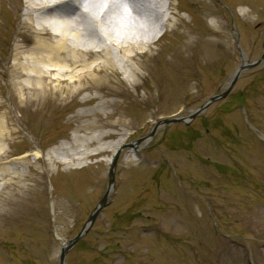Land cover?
Listing matches in <instances>:
<instances>
[{"label": "rangeland", "instance_id": "obj_1", "mask_svg": "<svg viewBox=\"0 0 264 264\" xmlns=\"http://www.w3.org/2000/svg\"><path fill=\"white\" fill-rule=\"evenodd\" d=\"M9 1L0 8V85L15 35L30 40L17 47L23 54L35 36ZM98 1L78 0L96 9ZM163 3L167 21L156 32L162 9L146 0L148 47L111 49L115 66L84 77L87 90L53 88L18 110L5 94L0 121L14 134L0 142V264H58L56 237L82 230L121 147L107 205L65 264H264V60L199 116L148 137L161 119L187 118L222 93L241 62L259 59L264 0ZM112 5L129 16V0ZM130 54L132 77L119 64ZM97 147L106 150L82 155Z\"/></svg>", "mask_w": 264, "mask_h": 264}, {"label": "bare ground", "instance_id": "obj_2", "mask_svg": "<svg viewBox=\"0 0 264 264\" xmlns=\"http://www.w3.org/2000/svg\"><path fill=\"white\" fill-rule=\"evenodd\" d=\"M77 1L71 0L76 11L68 15L61 8L69 0H15L13 9L16 15L21 18L22 25L31 28L35 36L31 40V48L23 54L17 51V47L20 48L30 40L20 32L15 35L16 49L10 57L9 72L5 76L4 84L0 85V114H6V93L9 94L14 110L19 109L21 99H43L53 88L64 87L67 93L79 94L87 90L82 85L84 77H91L92 73L99 72L103 66H115L111 49L121 53L137 47H148L149 29L140 21L144 13H148L146 0H129L130 14L126 18L120 17V12L112 5V0H103L97 18L81 13ZM9 2L0 0V8ZM158 4L162 9L163 0ZM162 13L163 9L154 13V18L160 23L156 32L167 21ZM159 16L162 17L159 19ZM119 27L124 30L123 35L114 36L112 29ZM87 51L97 53V58H86L84 52ZM134 57L135 54L123 55L119 63L125 68L128 77H132L130 62ZM5 119V123L0 121V142L14 134L12 129L6 130L9 123L6 117ZM106 137L108 135H103L99 140ZM118 144L117 142L113 147ZM58 149L66 148L60 146ZM105 150L106 148L97 147L95 152L82 155L95 156ZM3 156L4 152H0V158Z\"/></svg>", "mask_w": 264, "mask_h": 264}, {"label": "water", "instance_id": "obj_3", "mask_svg": "<svg viewBox=\"0 0 264 264\" xmlns=\"http://www.w3.org/2000/svg\"><path fill=\"white\" fill-rule=\"evenodd\" d=\"M264 60V43L262 46V54L259 57V59H257L256 61H252V62H241V64L239 65V67H237V69L234 71L233 75L230 78V81L227 85V87L225 88V90L220 93V94H216L211 96L207 101H205L201 106H199L197 109L191 111L190 115L187 118H169V119H162L160 121H158L155 126L153 127L151 133L149 134L148 137H151L154 132L156 131V129L161 126V125H166V124H171V123H187L188 120H192L195 117L199 116L201 113H203L209 105H211L212 103L218 101V100H222L224 98L227 97V95L230 93V91L232 90L233 86L235 85L237 79L239 78L240 74L246 70L252 69L254 67H257L262 61ZM140 140H137L136 143H138ZM123 147H121L114 155L112 162L110 164L109 167V171H108V183H107V189L103 195V197L100 199V201L98 202L97 206L95 207V209L93 210V212L89 215L85 225L83 226L82 230L71 240L62 242L60 238H57L58 241H60L61 243V249H60V253L58 256V264H65V256L67 254V252L85 235L88 233V231L90 230V228L92 227L94 221L96 220L97 216L101 213L102 209L107 205V198L108 195L113 187V183H114V167H115V163H116V159L121 151Z\"/></svg>", "mask_w": 264, "mask_h": 264}, {"label": "snow or ice", "instance_id": "obj_4", "mask_svg": "<svg viewBox=\"0 0 264 264\" xmlns=\"http://www.w3.org/2000/svg\"><path fill=\"white\" fill-rule=\"evenodd\" d=\"M61 10L66 12L68 15H72L76 11V9L73 8V6L71 4V0H69V3H67L64 6H62Z\"/></svg>", "mask_w": 264, "mask_h": 264}]
</instances>
